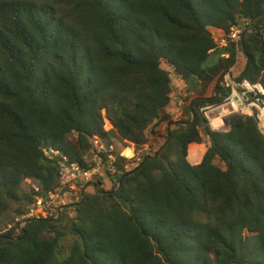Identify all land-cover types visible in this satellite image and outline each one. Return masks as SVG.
<instances>
[{
    "label": "trees",
    "instance_id": "1",
    "mask_svg": "<svg viewBox=\"0 0 264 264\" xmlns=\"http://www.w3.org/2000/svg\"><path fill=\"white\" fill-rule=\"evenodd\" d=\"M242 18L256 31L244 37L241 79L264 88V0H0V222L33 200L26 179L45 195L64 165L94 166L96 139L114 185L98 178L57 219L0 234V264H264L259 119L234 113L217 131L205 114L228 96L208 88L236 63L231 49L213 51L211 31ZM172 74L200 90L158 152ZM205 139L192 165L189 146Z\"/></svg>",
    "mask_w": 264,
    "mask_h": 264
},
{
    "label": "built area",
    "instance_id": "2",
    "mask_svg": "<svg viewBox=\"0 0 264 264\" xmlns=\"http://www.w3.org/2000/svg\"><path fill=\"white\" fill-rule=\"evenodd\" d=\"M252 24L249 18H242L227 32L222 29H212L211 31L216 44L213 51H221V57L223 58L229 54V52L226 51L227 49H231L236 55L235 65L224 70L215 83L216 88L219 86V89L225 90L228 94L224 103L219 107L217 106V109L229 104L237 105L235 98L242 102V105H237V107H245V103L248 102L250 98L258 100V96L264 95V88L261 84H252L246 79H241L243 68L240 69L238 67L240 60L243 61L244 64L247 62L244 53V37L256 31V27ZM261 33L264 44V26L261 29ZM237 68L238 72L236 73ZM218 92V88L212 90L214 95L218 94ZM216 108L209 107L207 111ZM231 113H240V110L232 111L229 114ZM209 119H211V117ZM107 126H109V129L111 128L109 123H107ZM93 144L97 147V152L91 156L92 158L89 162L91 161L95 165L87 168L82 167L80 164L64 165L61 171L60 186L54 191L42 195L41 187L31 179H26L31 183L29 192L32 194L33 200L29 203L26 210L19 215L16 222L9 226L6 232L14 229L15 234L18 235L24 230L27 223L32 220L57 219L66 206L78 204L83 199L84 193L90 191L89 189L94 187L92 184L93 182H97L98 178L106 176L103 170L104 164L102 157L99 156L105 148L98 139L94 140ZM109 159L113 160L114 158L109 157Z\"/></svg>",
    "mask_w": 264,
    "mask_h": 264
},
{
    "label": "rangeland",
    "instance_id": "3",
    "mask_svg": "<svg viewBox=\"0 0 264 264\" xmlns=\"http://www.w3.org/2000/svg\"><path fill=\"white\" fill-rule=\"evenodd\" d=\"M242 59V57H241ZM244 62L243 61H239V65L238 67L240 69L243 68ZM238 72V68L236 73ZM172 101L171 104L169 105V107L167 108V113L170 116V118L168 119V121H174V122H180V121H184L188 118V116L186 115V109L188 108V106L191 104V102L198 96V91L200 90L199 88L193 89L192 92L188 91V85L185 84V82H182L181 80H179L178 78L175 77L174 74H172ZM215 85H211L207 92L205 93V97H209L210 94L212 93V90L214 89ZM258 100L255 98H250L248 102L245 103V108L248 109V111H242L240 110V114L243 115H256L259 119L261 118V115L264 111V109H261L258 107V105L256 104ZM220 106V105H219ZM218 106V107H219ZM227 106V105H226ZM217 106H215L214 108H216ZM224 107V106H223ZM221 107V108H223ZM221 108H216V109H209L207 111V113H205L207 115L208 121H209V126L213 129V130H217V131H223V130H227L228 126L226 124L223 123V120H227V118L232 115L231 114H225L222 115L221 117V122L218 121H212L211 119H209V117L211 115H209L212 112L215 111H220ZM244 108V107H242ZM205 110V109H203ZM209 115V116H208ZM212 117V116H211ZM214 122V124H222L221 127H215L212 125V122ZM175 125L168 127L167 123H163L160 125L159 128L156 129V132L158 133V136L156 138L153 139V141L151 142V145L153 147V150L159 149V147H161L163 145V143L165 142V138L167 136V130L170 128H173ZM107 128L109 129V126H107ZM156 133V134H157ZM205 144L202 145H197V144H192L189 146V150H188V160L191 164H193L195 161L194 159L197 158L198 156H200V161L202 160V157L204 156L205 150L207 149V146L209 145L207 142V139H205ZM115 148L117 151L121 152L122 155L126 158H134V159H138V155H136L135 150L134 149H125L121 143L116 142L115 144ZM127 150H130L131 154L127 152ZM135 156V157H134ZM103 179V188L106 190H110L111 188L114 187L113 183L106 177H100ZM37 185V184H36ZM29 189H31V183H29L28 180H26L23 183V190L29 192ZM90 193L94 192V187L89 189ZM29 205V203H24V204H12L13 210H11V212L9 213V215H6L2 221L0 222V234L5 233L8 229L9 226L12 225L14 222H16V219L19 217L17 216L15 210L22 208L23 210H26L27 206ZM69 218L74 217V213L73 212H69Z\"/></svg>",
    "mask_w": 264,
    "mask_h": 264
},
{
    "label": "bare ground",
    "instance_id": "4",
    "mask_svg": "<svg viewBox=\"0 0 264 264\" xmlns=\"http://www.w3.org/2000/svg\"><path fill=\"white\" fill-rule=\"evenodd\" d=\"M237 105L236 104H229V105L224 106L223 108H221L220 111L218 110V111L210 113V115L212 116V117L210 116L211 120L213 119L212 121L221 122L222 115L228 114V113H230L232 111H235V110L248 111V109H246L245 107L244 108H242L243 106L242 107H237ZM223 123H224V121H223ZM212 125L215 126V127H218V128L222 126V124H216L215 125L214 122H212ZM261 129H262V131H264V123L262 124Z\"/></svg>",
    "mask_w": 264,
    "mask_h": 264
},
{
    "label": "water",
    "instance_id": "5",
    "mask_svg": "<svg viewBox=\"0 0 264 264\" xmlns=\"http://www.w3.org/2000/svg\"><path fill=\"white\" fill-rule=\"evenodd\" d=\"M235 100H236V102H237V104L238 105H242V102H240V101H238L237 100V98H235ZM263 115H264V111H263ZM210 118V117H209ZM259 119V118H258ZM224 121V124H226L227 126H228V123H227V121L226 120H223ZM163 123H167V125H168V127H171V126H173V125H176V122H174V121H168V118H162V119H160L154 126H153V134L155 133V130L157 129V128H159L160 127V125L161 124H163ZM259 128H260V130H261V132L264 134V132L262 131V129H261V127H260V119H259ZM162 148H163V146L158 150V152H160L161 150H162ZM117 191V188H115L114 190H112V191H109V193H114V192H116Z\"/></svg>",
    "mask_w": 264,
    "mask_h": 264
},
{
    "label": "crops",
    "instance_id": "6",
    "mask_svg": "<svg viewBox=\"0 0 264 264\" xmlns=\"http://www.w3.org/2000/svg\"><path fill=\"white\" fill-rule=\"evenodd\" d=\"M205 152H206V150H205ZM199 157H200V156H198V159H197V158L194 159L195 162H194L192 165H196V164H198V163L201 162ZM202 158H203V157H202Z\"/></svg>",
    "mask_w": 264,
    "mask_h": 264
}]
</instances>
